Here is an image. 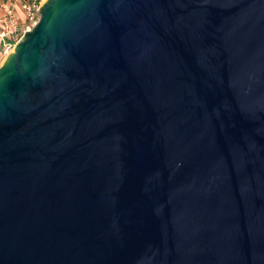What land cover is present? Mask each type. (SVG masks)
<instances>
[{
  "label": "water",
  "instance_id": "1",
  "mask_svg": "<svg viewBox=\"0 0 264 264\" xmlns=\"http://www.w3.org/2000/svg\"><path fill=\"white\" fill-rule=\"evenodd\" d=\"M0 65V264H264V0H45Z\"/></svg>",
  "mask_w": 264,
  "mask_h": 264
},
{
  "label": "built area",
  "instance_id": "2",
  "mask_svg": "<svg viewBox=\"0 0 264 264\" xmlns=\"http://www.w3.org/2000/svg\"><path fill=\"white\" fill-rule=\"evenodd\" d=\"M43 1L1 0L3 12L0 16V56L14 51L23 35L35 26Z\"/></svg>",
  "mask_w": 264,
  "mask_h": 264
},
{
  "label": "rangeland",
  "instance_id": "3",
  "mask_svg": "<svg viewBox=\"0 0 264 264\" xmlns=\"http://www.w3.org/2000/svg\"><path fill=\"white\" fill-rule=\"evenodd\" d=\"M45 1V0H44ZM43 1V2H44ZM13 52V51H12ZM11 53V52H10ZM9 53V54H10ZM9 54H7V55H9ZM7 55H3V56H0V65L2 64V62L4 61V59L7 57Z\"/></svg>",
  "mask_w": 264,
  "mask_h": 264
},
{
  "label": "crops",
  "instance_id": "4",
  "mask_svg": "<svg viewBox=\"0 0 264 264\" xmlns=\"http://www.w3.org/2000/svg\"><path fill=\"white\" fill-rule=\"evenodd\" d=\"M3 9L1 7V0H0V16L2 15ZM20 12V11H19ZM21 13V12H20Z\"/></svg>",
  "mask_w": 264,
  "mask_h": 264
}]
</instances>
